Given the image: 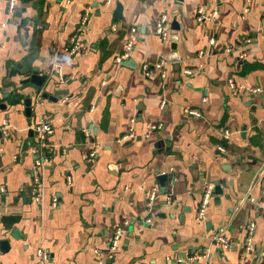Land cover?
Returning <instances> with one entry per match:
<instances>
[{
  "label": "crops",
  "instance_id": "obj_1",
  "mask_svg": "<svg viewBox=\"0 0 264 264\" xmlns=\"http://www.w3.org/2000/svg\"><path fill=\"white\" fill-rule=\"evenodd\" d=\"M9 6L0 0V128L11 125L8 136L0 130V264H32L37 248L48 252L44 264H264V0H12ZM200 6L215 15L197 22ZM162 15L165 40L153 28ZM131 35V65L117 64ZM73 36L79 47L69 54ZM32 68L65 94L55 102L33 100L29 121L23 100L36 88L21 81ZM191 108L201 115L184 112ZM41 118L53 127V151L35 193L34 133L25 155L21 144ZM207 184L213 196L198 219ZM249 221L255 230L247 251ZM219 230L227 248L213 245Z\"/></svg>",
  "mask_w": 264,
  "mask_h": 264
},
{
  "label": "built area",
  "instance_id": "obj_2",
  "mask_svg": "<svg viewBox=\"0 0 264 264\" xmlns=\"http://www.w3.org/2000/svg\"><path fill=\"white\" fill-rule=\"evenodd\" d=\"M9 8H12V0H10ZM89 11H90V8H87L85 12L83 13L81 20H80V25H85L87 23ZM214 15H215V11H211L210 14L206 16L204 7L200 6L197 10L196 20L197 22H203L207 17H213ZM153 28H154L155 34L161 40H165L169 37L168 31L165 30V16L164 15L159 17V19L154 23ZM208 41H209V44L212 45L214 43V37H210ZM135 42H136V37L134 35H131L127 39V42L125 43L123 49L118 54H116L114 57V61L117 64H123L124 61H126L127 59L131 57V52L133 51ZM78 47H79V41L78 39L75 38V36H73L71 38L70 46L67 51L69 54H73L78 49ZM154 67L160 69L161 64L156 63L154 64ZM141 70L144 76L146 77L149 76L150 74L149 65L147 63L145 62L141 63ZM197 71H201L200 66H198L197 68L186 69L185 73L187 75H193ZM251 90L254 93L258 92V89H251ZM160 106L164 107L165 101H161ZM184 112L191 116L201 115L200 111L195 108L185 109ZM10 127L11 125L8 122L4 121L0 128L2 134L5 136H8L10 133L9 132ZM157 127H159V125H151L150 129L154 130ZM30 128L32 129L35 136L33 139V143H31V145L29 146V152L33 154L34 156L33 168L31 169L29 175H30L31 182H32L31 190L36 193L39 189V185H38L40 181L39 170L45 164H47V162L50 160L49 155H51L53 151L51 145L49 144V139L53 133V127L50 121L41 118L33 126H30ZM223 134L225 137H228L229 133L225 131ZM132 136H133L132 134L123 135L121 138L126 139L127 137H132ZM219 149H222V148L219 147ZM89 156L93 158L95 156V152L94 151L90 152ZM0 192L2 193L5 192L3 186H0ZM212 196H213V185L207 184L203 190V195H202L200 205L198 208V215H197L198 219H201L203 217V213L205 212L206 206L208 205L209 200L212 198ZM154 198H155V192H154V189H152L148 195L149 204H151L154 201ZM35 200L39 202L40 200L39 196L37 197V195H35ZM56 206H57V198L53 197L51 199V207L55 208ZM150 220H151L150 218H146L144 221L145 223H149ZM127 223H128L127 221L124 222L125 225H127ZM254 230H255L254 221H249L245 226V231H246L245 245H246L247 251H249L250 249L249 248L250 242L253 237ZM122 232H123V229L121 225L115 228L113 237L111 240L110 249L114 250L116 248L117 244L120 241ZM212 242H213L214 247L219 248V249H224L231 245L229 240L225 236L224 231L222 230H219L218 232L213 233ZM35 256H36V260H34V263L32 264H44V262L48 259V252L42 248H37L35 251ZM109 257L112 258L111 255H109Z\"/></svg>",
  "mask_w": 264,
  "mask_h": 264
},
{
  "label": "water",
  "instance_id": "obj_3",
  "mask_svg": "<svg viewBox=\"0 0 264 264\" xmlns=\"http://www.w3.org/2000/svg\"><path fill=\"white\" fill-rule=\"evenodd\" d=\"M115 13L114 16H117V14H119V11L121 9V5L120 3H116V7H115ZM119 17V15H118ZM170 40L175 41L176 37H171ZM125 64L127 65H131L130 60H126L124 61ZM50 76L47 74H40L39 71L36 68H32V71L29 74V77L27 79H24L23 81H21L22 83H31L33 86H35V90L33 91V93H35L33 95V97L30 96V94L26 95V97L23 100V104H24V111L26 116L28 117V120L30 121V117H31V113L32 110L34 108L33 105V100H35V103L37 104L36 100L38 99V97L42 98V99H47L50 101H57V99H59L61 97V95L65 94V91L62 90H54V86H55V81L54 78L51 77L52 81H54L53 83L51 82V80L49 79ZM53 89V90H51ZM4 96H7V94H5ZM5 108V104H0V109H4ZM33 136V131L31 128L28 129L27 131V135L25 137V139H23L22 144H21V152L23 155H25V150L27 148V146L29 145V143L31 142V138ZM163 175H160L157 177V179H162ZM217 189V187H216ZM215 193H219V192H215ZM3 242V244H6L5 241H1Z\"/></svg>",
  "mask_w": 264,
  "mask_h": 264
},
{
  "label": "rangeland",
  "instance_id": "obj_4",
  "mask_svg": "<svg viewBox=\"0 0 264 264\" xmlns=\"http://www.w3.org/2000/svg\"><path fill=\"white\" fill-rule=\"evenodd\" d=\"M21 88V87H20ZM18 92L20 93L21 91L19 90V88H18ZM11 102H13V99L12 100H10ZM8 102V103H11V102ZM12 136V135H11Z\"/></svg>",
  "mask_w": 264,
  "mask_h": 264
}]
</instances>
